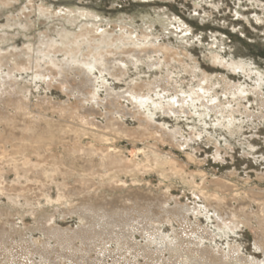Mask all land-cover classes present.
Masks as SVG:
<instances>
[{
  "label": "rangeland",
  "instance_id": "1",
  "mask_svg": "<svg viewBox=\"0 0 264 264\" xmlns=\"http://www.w3.org/2000/svg\"><path fill=\"white\" fill-rule=\"evenodd\" d=\"M182 20L193 33L182 31L186 28L179 26ZM94 55L107 58V70L102 66L92 70L85 95L73 88L84 72L72 68L64 76L59 68L68 56L91 60ZM239 60L246 63V70L233 66ZM0 62V83L15 66L10 84L32 104L70 110L84 105L91 108L89 117L99 126L114 120L123 123L130 134L118 139L116 147L125 158L144 160V148L175 157L169 165L136 167L128 176L115 174L127 180L126 186L160 197L155 228L143 220H125L126 226L136 227L131 247L115 239L100 237L90 246L76 239L73 248L60 250L79 258L53 252L55 264H185L167 245H179L190 253L207 248L216 258L229 254L264 264L255 232L258 217L221 228L214 207L207 211V201L193 189V184H205L234 206L248 202L243 198L247 193L264 199V0H0ZM259 82L262 86H257ZM205 84L213 96L205 92L206 97L194 105L168 109L172 105L166 99L193 89L201 93ZM130 92L151 96L156 104L137 105ZM205 101L219 106L210 109ZM14 178L11 172L9 181ZM118 190H101L99 199L125 194ZM14 191L19 195L14 199L18 212L10 206L13 199L0 196V208L5 209L0 211V223L6 228L0 233V264H51L43 261L34 242L48 240L40 227L44 216H51V224L65 232L87 226L78 208L100 189L54 186ZM47 196L56 201L49 203ZM124 202L133 204L125 198L116 203ZM68 204L77 211L66 212ZM258 208L253 201L249 210ZM51 242L56 245L55 239Z\"/></svg>",
  "mask_w": 264,
  "mask_h": 264
},
{
  "label": "bare ground",
  "instance_id": "2",
  "mask_svg": "<svg viewBox=\"0 0 264 264\" xmlns=\"http://www.w3.org/2000/svg\"><path fill=\"white\" fill-rule=\"evenodd\" d=\"M182 23L183 24L179 25L180 27L186 24L183 20ZM182 31H191L193 33L192 29L187 24L186 28ZM150 49L152 50V47ZM215 55L216 57L214 58H216V61H220L219 56L217 54ZM106 59L105 57L100 59L95 55L91 60H79L75 57L68 56L59 70L60 73L66 76L67 71L72 68L81 69L84 72V77L79 83L73 85V88L82 90L83 94L87 95L86 86L88 85V80L91 79L90 75H92V70L94 68H99V66L106 68L105 66H107V64H104ZM116 63L118 62L116 61ZM245 64L240 61V63H234L233 66L241 68L244 71L246 70ZM109 65L112 66V63ZM14 68L16 67L12 66V68H10V71L5 75L4 81L0 83V196L5 194L8 195L9 199H13V205L10 206L12 209H16L19 205L16 206L17 203H14V199L19 195L16 194L14 189L22 187H46L48 189H52L54 186L58 189L70 187L71 191H82L83 189L93 187L95 190L100 189V191L117 189L125 191L123 196L121 195L114 200L99 199L102 193V191H99L91 201L84 202V205L78 208V212L83 219L88 220L86 223H89V225L85 226L84 223L78 230L65 232L51 224V216H44L46 220L40 224V227L44 234L47 235L48 240L43 243H40L39 240H34V242L36 245L35 248L41 253L43 261H49L51 264H55L51 256L53 252H59V257L79 258V256H76L74 253H68L67 251L61 252L60 250V247L64 250L73 248L77 243L75 242L76 239L82 240L87 246L91 245V240L100 237L109 240L115 239L120 241L125 248L131 247V244L135 241L133 233L136 231V227L133 224L126 226L127 222H125V220H139L140 222L143 220L153 226V221L159 219L155 209L159 205L160 197H154L149 194L146 196L134 185H131V187L126 186L127 180H123L120 176L115 174L121 171L123 175L128 176L130 175V171L136 167L143 168L144 170H151L160 164L169 165L174 163L173 160H175V157L172 158V160L168 158L169 156H163L160 150L148 148L150 152H146L144 148L141 152L144 160H130L128 159L129 157L125 158L122 150H117L116 147L118 139L120 140V138L130 134L123 123L114 120L108 125L99 126L96 124L97 122L93 123L89 117L91 115V108H87L84 105L80 108L78 107L74 110H70V108L61 105L54 107L47 103L46 105L30 103L28 97L26 98L22 91L10 84ZM260 83L261 82H259L257 86H259ZM209 87L210 86L205 84L200 87L201 93L196 92L195 90L197 89H193L194 91L191 92L182 91L181 96L166 99L168 103L172 105L168 107V109L177 111L179 107L194 105L196 100H201L206 97L205 92H209ZM130 94L133 96L137 105H145L149 101L156 104L151 96H142L136 92H130ZM210 96L213 95L210 94ZM157 104L163 107L162 102ZM205 104L210 109L219 106L217 102L210 105L205 101ZM160 109H158V111ZM180 110L181 109H179V111ZM142 132V135L146 134V130ZM135 137L137 136L135 135ZM85 139H89L90 141L84 144ZM97 144L101 146L98 147ZM11 172L15 173V178L9 181L8 176ZM193 186L194 194L203 197L207 201L205 209L209 211L210 206L214 207L215 213L221 222L219 225L221 228L235 227L237 222L250 221L253 217L257 216L259 219V228L258 231L255 232L260 236L258 244L264 251V199L253 198L252 193H247V196L243 197L242 195V197L250 200L234 206V204L225 202L224 197L217 192L218 190H210L205 184H193ZM163 195H165V193ZM239 195L240 194H238V196ZM121 198L132 200L133 204L127 205L124 202L122 205H117L116 202ZM47 201L53 203L56 200L51 196H47ZM253 201H257L259 205L258 210L255 212L249 210ZM65 206L66 205H64V207ZM67 206V208L65 207L66 212L77 211L75 206L70 204ZM20 207L22 208V205H20ZM118 208H120V210H118ZM4 210L0 208L1 212ZM124 210H126V212ZM39 213L40 212H38V214ZM153 227L155 228V226ZM4 229L6 228L0 223V233H2ZM148 236L151 237V234L149 233ZM8 238L7 236L4 241L7 242ZM51 239H55L56 245H51ZM166 247H168L167 250H175L178 255L176 259L185 264L251 263H247L242 257L229 254L221 258H216L207 248H199L196 253H190L189 251H182L179 245H171V248L167 245ZM166 247H164L163 250H165ZM144 249H146V247ZM81 257L83 258V256ZM253 261L255 262V260Z\"/></svg>",
  "mask_w": 264,
  "mask_h": 264
}]
</instances>
